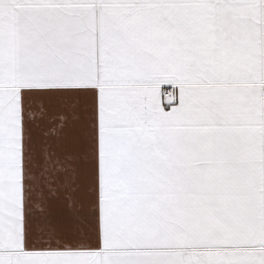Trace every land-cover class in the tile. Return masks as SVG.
I'll return each mask as SVG.
<instances>
[{"label":"snow or ice","instance_id":"snow-or-ice-1","mask_svg":"<svg viewBox=\"0 0 264 264\" xmlns=\"http://www.w3.org/2000/svg\"><path fill=\"white\" fill-rule=\"evenodd\" d=\"M0 264H264V0H0Z\"/></svg>","mask_w":264,"mask_h":264}]
</instances>
